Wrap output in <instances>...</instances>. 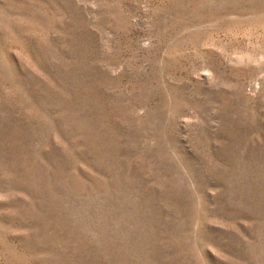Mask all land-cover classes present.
I'll use <instances>...</instances> for the list:
<instances>
[{"label":"rangeland","instance_id":"rangeland-1","mask_svg":"<svg viewBox=\"0 0 264 264\" xmlns=\"http://www.w3.org/2000/svg\"><path fill=\"white\" fill-rule=\"evenodd\" d=\"M0 264H264V0H0Z\"/></svg>","mask_w":264,"mask_h":264}]
</instances>
